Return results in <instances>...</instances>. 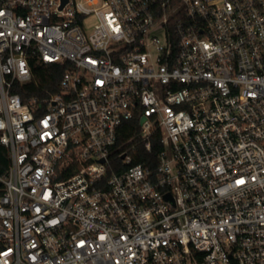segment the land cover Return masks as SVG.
<instances>
[{
    "label": "built area",
    "instance_id": "obj_1",
    "mask_svg": "<svg viewBox=\"0 0 264 264\" xmlns=\"http://www.w3.org/2000/svg\"><path fill=\"white\" fill-rule=\"evenodd\" d=\"M0 147V264H264V0H0Z\"/></svg>",
    "mask_w": 264,
    "mask_h": 264
},
{
    "label": "trees",
    "instance_id": "obj_2",
    "mask_svg": "<svg viewBox=\"0 0 264 264\" xmlns=\"http://www.w3.org/2000/svg\"><path fill=\"white\" fill-rule=\"evenodd\" d=\"M29 67L30 80L13 90L14 93L19 95L22 102L35 99L37 102L42 103L45 99L59 91V82L64 72V67L53 64H44L36 58L30 59ZM136 130H138V120L125 123L123 133L119 135L117 142H127L135 134ZM155 149V143L153 144V149L150 153L139 148L138 155H134L133 157V162L135 164H147L148 159L152 162ZM7 161L6 151L3 147H0V174L6 169Z\"/></svg>",
    "mask_w": 264,
    "mask_h": 264
},
{
    "label": "rangeland",
    "instance_id": "obj_3",
    "mask_svg": "<svg viewBox=\"0 0 264 264\" xmlns=\"http://www.w3.org/2000/svg\"><path fill=\"white\" fill-rule=\"evenodd\" d=\"M88 21H90V20H88Z\"/></svg>",
    "mask_w": 264,
    "mask_h": 264
},
{
    "label": "water",
    "instance_id": "obj_4",
    "mask_svg": "<svg viewBox=\"0 0 264 264\" xmlns=\"http://www.w3.org/2000/svg\"><path fill=\"white\" fill-rule=\"evenodd\" d=\"M143 120V119H142Z\"/></svg>",
    "mask_w": 264,
    "mask_h": 264
}]
</instances>
